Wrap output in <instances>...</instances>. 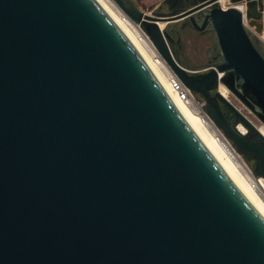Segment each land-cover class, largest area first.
<instances>
[{
	"label": "water",
	"instance_id": "1",
	"mask_svg": "<svg viewBox=\"0 0 264 264\" xmlns=\"http://www.w3.org/2000/svg\"><path fill=\"white\" fill-rule=\"evenodd\" d=\"M114 1L264 177L220 91L264 126V0ZM0 264H264V216L97 0H0Z\"/></svg>",
	"mask_w": 264,
	"mask_h": 264
},
{
	"label": "bare ground",
	"instance_id": "2",
	"mask_svg": "<svg viewBox=\"0 0 264 264\" xmlns=\"http://www.w3.org/2000/svg\"><path fill=\"white\" fill-rule=\"evenodd\" d=\"M97 2L134 44L146 61L150 70L170 96L171 100L175 103L234 181L264 216V177H261L257 182V185L254 187L251 182V179L253 178L251 169L235 149H233L227 139L223 137L216 127L203 121L201 116H199L192 107L182 101L179 92L172 91L167 74L168 66L165 62L156 59V47L151 39L142 32L143 30L140 26L134 23L131 19L126 20L127 18L125 19L124 16H128L120 9L114 0H97ZM219 2L224 8L227 4L231 3H229V0H219ZM239 8L244 10V7L240 6ZM165 24V22L159 21L161 28H163ZM220 91L224 96H228V90L226 87L221 86ZM259 129L264 134V126H259ZM240 130L244 131V127L241 126Z\"/></svg>",
	"mask_w": 264,
	"mask_h": 264
},
{
	"label": "rangeland",
	"instance_id": "3",
	"mask_svg": "<svg viewBox=\"0 0 264 264\" xmlns=\"http://www.w3.org/2000/svg\"><path fill=\"white\" fill-rule=\"evenodd\" d=\"M134 4L139 7L141 10L150 13L152 10H154L163 0H132ZM230 3V0H229ZM229 4L226 5V7ZM247 24L250 26V20L246 19ZM261 25L264 24V21H258ZM254 31H257L258 34H260L264 38V32L263 30L258 31V26H250ZM184 48L187 53L188 58L193 61L194 60H202L206 58V52L210 45L209 42L195 40L191 36H185L184 39ZM229 99L241 109L242 112H244L249 119L252 120V122L256 126H263V124L239 101L237 100L231 93H228ZM242 157V156H241ZM242 159L244 162L249 166V168L252 170L251 164L245 160L243 157Z\"/></svg>",
	"mask_w": 264,
	"mask_h": 264
},
{
	"label": "built area",
	"instance_id": "4",
	"mask_svg": "<svg viewBox=\"0 0 264 264\" xmlns=\"http://www.w3.org/2000/svg\"><path fill=\"white\" fill-rule=\"evenodd\" d=\"M126 20H130L129 17L124 16ZM147 37H149L144 31H142ZM150 39V38H149ZM157 50V49H156ZM155 57L158 61H164V59L161 57V55L158 53L155 54ZM166 63V62H165ZM168 66V65H167ZM168 79L172 88V91L179 92L181 95V100L184 101L186 104H188L190 107L194 109V111L201 116L203 121H206L209 125L216 127L220 133L223 135L224 138L227 139V137L223 134V132L214 124L212 119L209 117L205 110V100L198 97L194 92H192L187 86H185L182 81L177 77V75L170 69L168 66L167 69ZM229 93V92H228ZM228 99L229 97L226 96ZM230 100V99H229ZM239 108V107H238ZM240 109V108H239ZM241 110V109H240ZM227 141L231 144V142L227 139ZM232 146V144H231ZM233 147V146H232ZM233 149H235L233 147ZM236 151V150H235ZM253 174V173H252ZM261 176H255L253 174V178L251 179V182L253 186L255 187L257 185V182L260 180Z\"/></svg>",
	"mask_w": 264,
	"mask_h": 264
},
{
	"label": "flooded vegetation",
	"instance_id": "5",
	"mask_svg": "<svg viewBox=\"0 0 264 264\" xmlns=\"http://www.w3.org/2000/svg\"><path fill=\"white\" fill-rule=\"evenodd\" d=\"M186 35L193 37L195 40L197 39L200 41L209 42L210 45L207 49V52L212 53V51H214V47L212 46L213 34H210V33L199 34L196 31L190 30V31H188V33H185L182 35L183 39ZM192 60H193V62H196V63L205 62V61H207V57L205 59H202V60H194V59H192Z\"/></svg>",
	"mask_w": 264,
	"mask_h": 264
}]
</instances>
